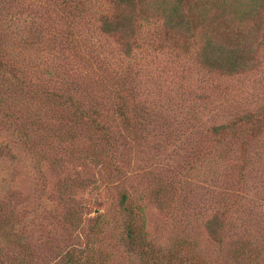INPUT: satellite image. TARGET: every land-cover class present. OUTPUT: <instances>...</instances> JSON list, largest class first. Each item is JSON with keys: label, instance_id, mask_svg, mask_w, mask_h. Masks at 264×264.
<instances>
[{"label": "rangeland", "instance_id": "obj_1", "mask_svg": "<svg viewBox=\"0 0 264 264\" xmlns=\"http://www.w3.org/2000/svg\"><path fill=\"white\" fill-rule=\"evenodd\" d=\"M147 1L0 0V264H264V17Z\"/></svg>", "mask_w": 264, "mask_h": 264}, {"label": "trees", "instance_id": "obj_2", "mask_svg": "<svg viewBox=\"0 0 264 264\" xmlns=\"http://www.w3.org/2000/svg\"><path fill=\"white\" fill-rule=\"evenodd\" d=\"M123 1V0H122ZM131 4L132 7H136V3L138 4L141 11L146 13V9L142 10V4L144 2H148L147 0H124ZM185 1H189L190 3H194V5L197 7V20H189L184 19L185 26L182 22V18L177 19V17L174 15L176 11L180 9V4L183 5ZM133 2V3H132ZM153 4L157 8L155 11L161 14V16L164 17L165 23L169 24L174 22L176 26L182 25L184 28L189 29V31L193 32V28L196 27L195 22L200 20L201 22L205 21L207 18V15L210 14L213 10V8H222L225 11L229 10L230 13H233L234 16L238 19V23L240 25L244 23L250 22L252 25L257 24V22H263L264 17V0H233L231 4H228L227 0H220V3L217 4L216 0H152ZM150 3V2H149ZM152 5V3H150ZM139 14L136 15V18H146L142 17L140 14V11H137ZM175 16V18H174ZM126 20V18H125ZM130 20V19H129ZM179 20L180 22H177ZM101 25L102 29L105 31L108 30H115L117 27H120L119 25V19H110L108 15H101ZM119 21V22H118ZM140 27V25H139ZM246 54H242V49L239 47H227L224 44H219L213 40H209L207 38V41H205V45L202 46V50L200 53L199 59L204 61V63L211 67V70L218 71L221 73H227V74H233V73H240L244 72L248 66H249V58L247 57V53H252L249 49L247 51H244ZM252 57V62H255V60ZM0 64L6 65L5 62H3V54L0 49ZM1 99V98H0ZM264 113V110H263ZM254 113L247 112L243 116L239 117V122L232 121V123L229 124H220L217 126L212 127L213 131H222L225 128H232L235 129V127H240L242 123L248 124L250 126V129L254 128ZM128 199V195L123 193L122 194V202L125 203ZM130 216H135V212L133 209H129ZM210 228L214 230V227L212 225H209ZM219 227V226H218ZM137 235V227L135 223L132 221V224L129 226L128 229V236L130 239L134 240ZM67 264H74V261L72 258H69Z\"/></svg>", "mask_w": 264, "mask_h": 264}]
</instances>
